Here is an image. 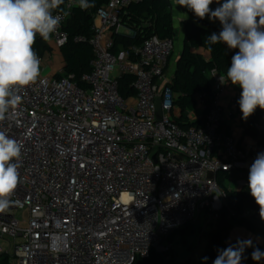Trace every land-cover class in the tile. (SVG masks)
I'll return each mask as SVG.
<instances>
[{
	"label": "built area",
	"instance_id": "1",
	"mask_svg": "<svg viewBox=\"0 0 264 264\" xmlns=\"http://www.w3.org/2000/svg\"><path fill=\"white\" fill-rule=\"evenodd\" d=\"M142 1L107 0L94 15L93 36L75 39L89 43L95 56L83 86L63 70L60 77L40 72L0 121V130L23 145L21 182L0 212V260L134 264L152 250L167 253L169 236L202 217L217 223L227 202L220 173L239 171L230 183L238 190L246 185L243 171L258 142H241L225 127L231 117L222 105L225 76L211 72L212 94H196L195 111L187 113L189 122L201 124L184 127L169 74L174 40L151 37L114 54V35H135L122 24L124 9ZM75 7L69 0L65 11L53 12L62 17L50 36L59 49L69 39L65 26ZM39 58L42 68L46 59ZM123 75L135 78L136 94L128 99L119 91ZM256 129L264 135V121Z\"/></svg>",
	"mask_w": 264,
	"mask_h": 264
},
{
	"label": "trees",
	"instance_id": "2",
	"mask_svg": "<svg viewBox=\"0 0 264 264\" xmlns=\"http://www.w3.org/2000/svg\"><path fill=\"white\" fill-rule=\"evenodd\" d=\"M89 3L94 6L87 9L75 7L68 13L65 30L69 34V39L61 48L65 62L63 72L67 75H74L81 86H83L82 77L92 71L91 64L95 56L89 43H77L75 39L85 37L89 40L93 36L94 15L106 5L107 0H89ZM211 5L210 8L212 9ZM57 11H65V3L60 5L59 9L54 10V12ZM188 12L189 17L184 22L183 48L177 59L172 84L173 93L177 95L176 104L183 111V114L187 111H195L194 96L196 94H212L210 77L212 71L215 70L227 79V68L231 66L232 56L239 51V49H229L224 43L209 46L206 38L213 32L218 34L222 27L212 25L205 18L196 17L190 10ZM174 19L171 0H144L140 3L131 4L122 13V24L135 35H114V54L118 55L121 51L130 50L132 47H140L151 37L175 40L177 30ZM209 47H211V51H209ZM33 49L38 57H43L50 52V46L43 38L35 40ZM57 76L60 77V75ZM134 80L135 78L131 75H123L119 80V91L125 99L136 94L133 88ZM228 83L230 86H235L230 81ZM241 92L242 89L240 88L239 97L236 99V113L240 118L244 136H249L258 142L257 151L254 153L256 158L257 153L264 151V135L260 136L256 129V126L264 121V110L257 108L247 120L242 119L238 104ZM178 123L184 127L197 126L201 124V120L187 124L178 120ZM238 173L239 171H235L233 174L220 173L218 175L217 180L220 186L226 190L227 202L220 212V218L215 227L204 235V238L208 240V245L201 260L196 263L195 260L188 258L179 264H213L218 255V250L229 246L243 248L241 264H260L261 260L254 261L252 259V253L256 249L263 252L261 246L248 244L242 239L232 237L235 228H243L251 233L264 235V220L256 213L260 212L259 206L248 191L249 170L243 171L246 185L242 189H229L228 187L231 180L238 177ZM246 212H250L251 216L244 217ZM194 232V225L186 226L173 232L169 236L168 242L173 244L176 237L187 238L194 235ZM0 264L11 263L8 257H3ZM134 264L176 263L172 259H167L163 253L152 250L148 259L137 260Z\"/></svg>",
	"mask_w": 264,
	"mask_h": 264
},
{
	"label": "clouds",
	"instance_id": "3",
	"mask_svg": "<svg viewBox=\"0 0 264 264\" xmlns=\"http://www.w3.org/2000/svg\"><path fill=\"white\" fill-rule=\"evenodd\" d=\"M176 0L196 17L218 20L222 30L206 38L207 44L224 43L239 49L227 68V80L242 92L238 100L242 119L247 120L257 108L264 110V0ZM64 0H0V121L20 102L17 94L35 83L40 75V58L33 49L37 34L48 40L61 24L62 17L53 12ZM81 9L94 5L78 0ZM211 51V47H209ZM222 79V78H221ZM23 145L0 130V212L9 208L11 196L21 182L19 167ZM248 191L259 206L264 220V151L249 169ZM243 248L229 246L218 250L213 264H241ZM207 259V258H205ZM254 261L264 259L256 249Z\"/></svg>",
	"mask_w": 264,
	"mask_h": 264
},
{
	"label": "rangeland",
	"instance_id": "4",
	"mask_svg": "<svg viewBox=\"0 0 264 264\" xmlns=\"http://www.w3.org/2000/svg\"><path fill=\"white\" fill-rule=\"evenodd\" d=\"M174 2V0H173ZM175 4V3H174ZM212 10H215L217 6L214 4L211 5ZM183 10V11H181ZM173 14H174V20H175V28L177 30V37L174 40L175 44V53L173 57V61L170 64V72L171 75L173 73V69L176 67L177 64V58L183 48V42H184V22H185V13H188V9L184 7H180L178 4L174 5V8H172ZM206 20H208L212 25L214 26H221L220 22L218 20L212 21L207 16L205 17ZM52 65L48 61L46 63V67L40 68V72L42 77H48L52 73ZM230 189H233L236 184L235 183H229L228 184ZM18 215H21L20 213ZM215 227V225H207L206 220L204 217L200 218L195 224H194V235L189 236L187 238H182L180 236L176 237L172 246L168 250L167 253H164L165 257L167 259H172L176 264H179L180 262L191 258L198 263L203 253L206 251L208 240L207 238H204L205 231L212 230ZM168 242V241H167ZM169 244H171L169 242Z\"/></svg>",
	"mask_w": 264,
	"mask_h": 264
},
{
	"label": "crops",
	"instance_id": "5",
	"mask_svg": "<svg viewBox=\"0 0 264 264\" xmlns=\"http://www.w3.org/2000/svg\"><path fill=\"white\" fill-rule=\"evenodd\" d=\"M68 1L69 0H64L65 5ZM76 1L78 2V0H76ZM171 2H172V8H174V5L177 4L176 0H174V2H173V0H171ZM221 3H222V0H221ZM213 4L215 6H219L216 3V0H214ZM181 11H183V10H181ZM184 16H185V19H188L189 12L185 13ZM184 38H185V34H184ZM46 42L50 46V52L48 54H46L44 57L46 59V63L49 61L52 65V68H53L50 76L51 75L57 76L59 74L60 70H64V67H65L64 58L62 56L61 49H59L56 46V44L54 43V41L52 40L51 37L48 40H46ZM173 57H174V55H173ZM173 57L171 58L170 64L173 61ZM46 63L43 67H46ZM170 64H169V67H170ZM175 68L173 69V73L171 75H174ZM169 72H170V69H169ZM239 93H240V87L238 85L230 86L228 84L225 92L222 95V105H223L224 109L226 110V113L231 114V117H228V119H226V121L224 123L225 127L228 128V130H231L234 133H236V135L239 137L240 141L242 142L244 138L250 139V137L244 136L243 129L240 125V118L236 113V98L239 96ZM179 112H180L181 118H179L178 120H181L186 124L187 123H193V122H189V120L187 119L188 111L183 114V111L178 106V108L176 110V114L178 115ZM196 114L200 115L199 112H196ZM233 189H236V188L234 187ZM209 231H205V232L208 233ZM232 237L234 239H242L243 241H245L248 244H257V245L262 247V251L264 252V235H262L260 233L254 234V233H251V232H249L243 228H235V230L232 233ZM260 264H264V259L261 260Z\"/></svg>",
	"mask_w": 264,
	"mask_h": 264
},
{
	"label": "water",
	"instance_id": "6",
	"mask_svg": "<svg viewBox=\"0 0 264 264\" xmlns=\"http://www.w3.org/2000/svg\"><path fill=\"white\" fill-rule=\"evenodd\" d=\"M222 2H223V0H222ZM156 113H157L158 121H161L162 120V116H163V111H162V100H161L160 97H158L157 100H156Z\"/></svg>",
	"mask_w": 264,
	"mask_h": 264
}]
</instances>
